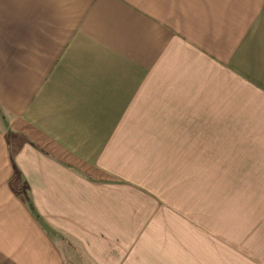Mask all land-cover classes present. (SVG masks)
<instances>
[{
	"label": "crops",
	"instance_id": "0c3cea01",
	"mask_svg": "<svg viewBox=\"0 0 264 264\" xmlns=\"http://www.w3.org/2000/svg\"><path fill=\"white\" fill-rule=\"evenodd\" d=\"M0 112V264H201L185 184L264 177V0H0Z\"/></svg>",
	"mask_w": 264,
	"mask_h": 264
},
{
	"label": "rangeland",
	"instance_id": "374dc122",
	"mask_svg": "<svg viewBox=\"0 0 264 264\" xmlns=\"http://www.w3.org/2000/svg\"><path fill=\"white\" fill-rule=\"evenodd\" d=\"M237 178L228 192L218 181L215 187L203 185V177L199 187L185 184L193 189L185 186L183 192L187 202L197 205L194 212L210 219L215 217V223L201 225V231L211 234L209 241H202L210 247L209 256L201 264H264V191H258L264 188V177L262 185L257 182L258 186L255 183L258 177ZM190 208L186 206L185 211ZM217 220L226 223H216ZM68 244L75 254L74 260L87 264L78 248Z\"/></svg>",
	"mask_w": 264,
	"mask_h": 264
}]
</instances>
